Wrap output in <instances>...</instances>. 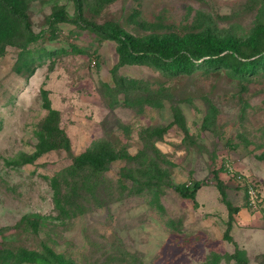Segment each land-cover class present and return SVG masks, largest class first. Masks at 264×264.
Here are the masks:
<instances>
[{
  "label": "rangeland",
  "instance_id": "1",
  "mask_svg": "<svg viewBox=\"0 0 264 264\" xmlns=\"http://www.w3.org/2000/svg\"><path fill=\"white\" fill-rule=\"evenodd\" d=\"M15 11L20 32L0 56V264L22 250L75 264H264V76L121 65L103 36L246 41L264 0H24ZM36 49L47 53L22 71ZM155 93L161 106L124 101ZM110 146L105 168L78 166ZM197 183L196 202L172 186Z\"/></svg>",
  "mask_w": 264,
  "mask_h": 264
},
{
  "label": "trees",
  "instance_id": "2",
  "mask_svg": "<svg viewBox=\"0 0 264 264\" xmlns=\"http://www.w3.org/2000/svg\"><path fill=\"white\" fill-rule=\"evenodd\" d=\"M23 5L24 0H0V56L5 51V43L15 38V35H18L20 32V18L17 16L15 8ZM134 15L132 19L136 20L137 15ZM103 36L113 39L118 43L117 51L120 56L121 65L149 64L172 76L191 74L197 70L205 74H218L227 70L235 77L240 78V81L264 76V24L246 41H239L232 37H205L193 42H187L182 40L177 34L162 38L154 36L146 40H139L121 28L109 29ZM46 53L45 49H36L22 53L20 57L22 71L23 68H31V71H33L34 65L40 63V59ZM124 101L126 104L133 106H143L146 104L161 106L162 104L157 93L154 95L137 96L134 99L127 98ZM43 143L44 145L46 144V139L43 140ZM111 149L100 151L97 149L98 152L96 154L80 156L78 166L105 168L104 164L108 161L107 157L109 156L107 151L109 150L114 157L117 156L115 150L112 147ZM80 186L79 191L83 195V187ZM172 186L180 195L196 202V192L201 187V184L197 183L194 186ZM53 188L55 190L57 205L60 209L67 212L68 207L62 205L63 193L61 192L57 178L53 180ZM68 202H71V205L75 203L72 200ZM77 207L78 209L80 208L79 205ZM81 209L83 211V206H81ZM11 257L14 264H75L72 260H67L62 255L51 253V257L43 256L36 251L30 250H22L19 254L11 255Z\"/></svg>",
  "mask_w": 264,
  "mask_h": 264
}]
</instances>
